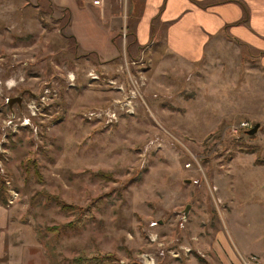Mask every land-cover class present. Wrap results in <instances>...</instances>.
Masks as SVG:
<instances>
[{
  "label": "rangeland",
  "instance_id": "374dc122",
  "mask_svg": "<svg viewBox=\"0 0 264 264\" xmlns=\"http://www.w3.org/2000/svg\"><path fill=\"white\" fill-rule=\"evenodd\" d=\"M67 17L50 0H0V176L17 262L74 264L100 248L116 264H211L217 246L264 264L260 53L216 40L192 64L143 54L128 20L120 55L103 62L79 48ZM136 80L131 105L115 104ZM50 195L91 205L85 223L50 229L77 218Z\"/></svg>",
  "mask_w": 264,
  "mask_h": 264
},
{
  "label": "crops",
  "instance_id": "0c3cea01",
  "mask_svg": "<svg viewBox=\"0 0 264 264\" xmlns=\"http://www.w3.org/2000/svg\"><path fill=\"white\" fill-rule=\"evenodd\" d=\"M52 2L70 7V34L76 38L81 50L96 54L103 62L120 55V47L114 38L121 30L126 31V23L130 20L137 49L143 54L153 56L163 51V55L170 54L192 64L201 60L216 40L218 43L223 40L254 49L260 53V63L264 66V0ZM11 231V210L0 203V264L20 263L15 256L22 252L9 239ZM214 254V261L209 260L211 264H243L239 258L235 259L217 246H214Z\"/></svg>",
  "mask_w": 264,
  "mask_h": 264
},
{
  "label": "trees",
  "instance_id": "16d2710c",
  "mask_svg": "<svg viewBox=\"0 0 264 264\" xmlns=\"http://www.w3.org/2000/svg\"><path fill=\"white\" fill-rule=\"evenodd\" d=\"M52 4L54 3L52 2ZM58 7H60L62 14L68 15L67 22L69 24L71 20V16H72L70 7L68 6H64V7L58 6ZM132 35H133V40L129 44L136 45V39L134 37V34ZM71 36L73 35L71 34ZM115 38H114V41H115ZM75 41L76 43H78L76 38H75ZM24 165L26 169H29L30 166L34 167L35 170L37 168L36 166L37 164L34 160H28L24 162ZM99 174H104L107 176L111 175V173L105 174L104 172H99ZM8 196L9 194L7 192L5 181L0 176V203L3 205H7ZM46 198L50 201H55L56 204H58L59 207L63 211L72 210L73 212L77 213V218H74V220L72 221H68L62 225L50 226V229L54 230L55 232L61 233L62 231L68 230L69 228L74 229L75 227H78V225H83V223H85V219L87 218V214L91 213V207H92L91 205L84 206V207L83 206L78 207L74 205L73 203L67 202L66 200L62 199L58 195H50V196H46ZM117 257L118 256L114 252H103L100 248H98L97 250H90V251L82 249L76 255L71 257V261L74 264H116ZM200 259L203 263H207L205 258L201 257Z\"/></svg>",
  "mask_w": 264,
  "mask_h": 264
},
{
  "label": "built area",
  "instance_id": "2783aa9c",
  "mask_svg": "<svg viewBox=\"0 0 264 264\" xmlns=\"http://www.w3.org/2000/svg\"><path fill=\"white\" fill-rule=\"evenodd\" d=\"M94 2L95 3H100L101 0H94ZM133 61H135V60H133ZM141 79L143 80V75H141ZM114 81H116V80H114ZM141 83H143V81H141ZM139 85H140L139 84V81L136 80L135 87L132 88L130 90V92L129 91H125L124 90V87L121 85L119 88L123 90L122 97L116 98L117 100L115 99L116 100V103L115 104L120 103V105H121V104H123L125 102V100H128L126 102V104L131 105V103L134 100V98L137 97L138 94H139V88H138ZM44 97L45 96H43V98ZM34 107H35V105H32L31 106V109H34ZM32 111H34V110H32ZM90 113H94V112H90ZM97 113H102V112H97ZM33 114H35V113H33ZM27 120H29V118ZM27 120L24 123H26ZM249 125H250V123L248 121H243L239 126H234V130L237 131L240 127H248ZM250 262L251 263H254V264H261V262L259 260H257L256 257H253L252 259L246 260V264H250Z\"/></svg>",
  "mask_w": 264,
  "mask_h": 264
},
{
  "label": "water",
  "instance_id": "95a60500",
  "mask_svg": "<svg viewBox=\"0 0 264 264\" xmlns=\"http://www.w3.org/2000/svg\"><path fill=\"white\" fill-rule=\"evenodd\" d=\"M21 100H22V97L21 96H16V97H12L10 98L8 101H9V104L10 106L13 105L14 101H18L20 104H21ZM260 127V123H256L255 125H253L249 130H248V133L249 134H254L257 132L258 128ZM187 182H190L191 180L189 178L186 179ZM190 208V204H187L186 208H185V215H187L188 213V209Z\"/></svg>",
  "mask_w": 264,
  "mask_h": 264
}]
</instances>
